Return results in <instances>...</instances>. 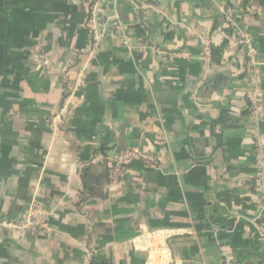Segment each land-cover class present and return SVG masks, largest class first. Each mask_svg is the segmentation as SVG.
I'll return each instance as SVG.
<instances>
[{
    "label": "crops",
    "instance_id": "1",
    "mask_svg": "<svg viewBox=\"0 0 264 264\" xmlns=\"http://www.w3.org/2000/svg\"><path fill=\"white\" fill-rule=\"evenodd\" d=\"M92 2L0 0V222L34 201L49 216L37 232L0 226V264H264V0H102L95 52ZM133 147L156 162L134 159L79 206L84 166Z\"/></svg>",
    "mask_w": 264,
    "mask_h": 264
},
{
    "label": "built area",
    "instance_id": "2",
    "mask_svg": "<svg viewBox=\"0 0 264 264\" xmlns=\"http://www.w3.org/2000/svg\"><path fill=\"white\" fill-rule=\"evenodd\" d=\"M101 1L102 0H96L94 5L91 6L89 10V18L87 21V25L91 31V37H92V52L97 51L101 47L107 27L106 24L101 23L100 20L98 19V12ZM249 11H251V9H248V12ZM224 12H226V10ZM112 27H114L116 31V35L118 36L119 40L123 44H126L127 42L125 40V34L120 24L114 21ZM237 46L241 48L242 53L247 58L248 72L252 78L251 81L255 82L256 81L255 76L257 75L258 72L257 70L259 66H261V61L252 37L245 32H239L237 38ZM202 53L205 58L207 59L210 58L211 56L210 42L207 41L203 42ZM67 75H70V72H67ZM84 81H85V68H80L78 70L77 81L75 82L74 87H71L69 91L66 92L63 104L61 105L58 114H56L52 118V125L55 132L57 133L59 132L58 125L63 123V120H65L72 111L74 106L73 99L75 96V92L78 90L79 87L84 85ZM256 157H257V164L261 170V173L258 178L257 194L259 197L264 198V144L260 140H258L256 144ZM134 159H140L143 160L144 162L151 164L156 162L155 158L149 157L140 148L133 147V148H128L116 154L112 159H110V163L118 167L121 164H129ZM120 173L121 170L115 172V179L113 180L114 182L117 180ZM48 223H49V216L38 213L36 210V201H34L33 204L31 205L29 213L26 216L14 220H4L0 222V226L10 232L23 234L27 232H37L39 230H44L47 228ZM226 264H230V263L227 261Z\"/></svg>",
    "mask_w": 264,
    "mask_h": 264
},
{
    "label": "trees",
    "instance_id": "3",
    "mask_svg": "<svg viewBox=\"0 0 264 264\" xmlns=\"http://www.w3.org/2000/svg\"><path fill=\"white\" fill-rule=\"evenodd\" d=\"M95 1L93 0L92 6ZM209 86L212 88V83ZM228 116L229 113L225 112L221 121L226 122L229 120ZM127 165L121 164L117 167L111 164L109 160L87 163L83 169V190L78 202L79 206L94 199H105L107 197L106 187L115 179V172L124 169Z\"/></svg>",
    "mask_w": 264,
    "mask_h": 264
},
{
    "label": "water",
    "instance_id": "4",
    "mask_svg": "<svg viewBox=\"0 0 264 264\" xmlns=\"http://www.w3.org/2000/svg\"><path fill=\"white\" fill-rule=\"evenodd\" d=\"M124 143H125V142H121V144H124ZM114 154H115V153H114ZM114 154H113V155H114Z\"/></svg>",
    "mask_w": 264,
    "mask_h": 264
}]
</instances>
